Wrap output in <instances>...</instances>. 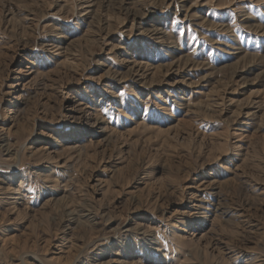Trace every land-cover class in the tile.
<instances>
[{
	"label": "rangeland",
	"instance_id": "1",
	"mask_svg": "<svg viewBox=\"0 0 264 264\" xmlns=\"http://www.w3.org/2000/svg\"><path fill=\"white\" fill-rule=\"evenodd\" d=\"M0 264H264V0H0Z\"/></svg>",
	"mask_w": 264,
	"mask_h": 264
},
{
	"label": "bare ground",
	"instance_id": "2",
	"mask_svg": "<svg viewBox=\"0 0 264 264\" xmlns=\"http://www.w3.org/2000/svg\"><path fill=\"white\" fill-rule=\"evenodd\" d=\"M24 262V261H23Z\"/></svg>",
	"mask_w": 264,
	"mask_h": 264
}]
</instances>
